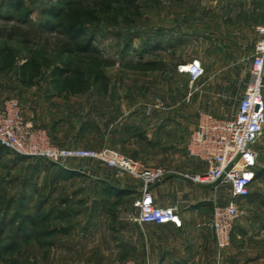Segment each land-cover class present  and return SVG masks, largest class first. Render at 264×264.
Returning a JSON list of instances; mask_svg holds the SVG:
<instances>
[{"label": "crops", "instance_id": "crops-1", "mask_svg": "<svg viewBox=\"0 0 264 264\" xmlns=\"http://www.w3.org/2000/svg\"><path fill=\"white\" fill-rule=\"evenodd\" d=\"M250 8L240 13L241 18L264 20V5ZM251 24L250 40L243 46L245 53L232 58L224 70L207 77L204 72L196 84H190L188 78L184 95L180 92L177 97L170 96L161 108L122 112L115 107L118 104L112 108L100 106L79 124L73 123L71 117L53 122L58 114L52 109L50 87L47 93L37 85L24 87L26 81L18 77L16 82L21 84L13 89L20 88L17 90L24 94L19 100L23 118L45 130L55 146L88 150L109 148L119 153L127 147L130 156H136L138 162H145L143 156L162 153V163L167 164L163 167L167 175L151 187V195L157 207L178 208L180 226L139 225L133 202L140 193L141 181L95 160H68L60 171L43 173L50 175L51 181L50 217L67 227L61 242L71 245L64 250L74 255L69 256L72 260L78 258L79 253L89 251L92 258L130 259L135 264H218L216 240L209 228L211 201L216 197L221 204H226L231 194L228 191L223 198V186L194 184L185 178L206 171L204 163L188 157L186 144L201 112L217 118L234 115L251 80L248 62L258 37L255 28L260 25ZM149 61L165 66L154 59L146 62ZM194 61L203 67L201 60ZM9 89L0 70V106L4 90ZM254 147L259 155L254 168L255 179L249 196L237 200L244 216L235 222L232 245L221 259L224 264L264 261V133Z\"/></svg>", "mask_w": 264, "mask_h": 264}, {"label": "rangeland", "instance_id": "rangeland-1", "mask_svg": "<svg viewBox=\"0 0 264 264\" xmlns=\"http://www.w3.org/2000/svg\"><path fill=\"white\" fill-rule=\"evenodd\" d=\"M16 1L0 0V26H20L36 41L25 48L18 39L8 43L0 40V70L4 84L10 86L4 90L2 103L13 98L20 106L24 94L17 90L20 88L13 89L21 84L16 82L20 77L26 81L24 87L37 85L45 93L50 87L52 109L58 114L53 122L71 117L76 124L100 106L118 104L115 107L122 112L165 106L170 96L184 95L188 84V77L177 73L178 65L201 60L205 77L224 70L232 58L245 53L251 22H264L241 18L240 14L263 6L264 0H138L133 13L119 14L114 9L83 25L93 34L99 57L115 62L113 67L95 68L60 54L53 39L69 22L63 11L57 16L45 14L51 8L64 10L68 1L90 0H24L21 8L9 6ZM151 59L163 62L165 70L142 73L124 67ZM129 151L125 147L120 154L138 161ZM163 157L162 153H152L139 162L164 167ZM54 170L47 162L18 157L0 148V264H135L130 259L92 258L89 251L70 258L74 255L64 249L71 245L61 242L67 227L50 217L48 207L51 181L50 175L43 173ZM228 191V187L221 190L223 198Z\"/></svg>", "mask_w": 264, "mask_h": 264}, {"label": "built area", "instance_id": "built-area-1", "mask_svg": "<svg viewBox=\"0 0 264 264\" xmlns=\"http://www.w3.org/2000/svg\"><path fill=\"white\" fill-rule=\"evenodd\" d=\"M255 32L258 37L248 62L251 80L234 115L217 118L201 112L186 144L188 157L204 163L206 171L185 178L200 185H211L221 178L216 187H228L231 194V200L226 204H221L216 197L211 201L209 228L216 240L218 263L230 247L235 222L241 215L237 200L250 194L259 157L254 146L264 133V22L256 26ZM177 68L178 73L188 76L190 84H196L204 76V69L198 61ZM0 146L16 156L62 168L66 167L68 160H95L109 169H117L142 183L133 202L139 225L181 224L176 206L157 207L153 202L151 187L167 175L165 168L147 167L109 148L88 150L55 146L45 131L23 118L19 103L13 98L4 100L0 107Z\"/></svg>", "mask_w": 264, "mask_h": 264}, {"label": "trees", "instance_id": "trees-1", "mask_svg": "<svg viewBox=\"0 0 264 264\" xmlns=\"http://www.w3.org/2000/svg\"><path fill=\"white\" fill-rule=\"evenodd\" d=\"M22 3H24V0L9 2V6L17 9L22 7ZM64 5L66 7L64 10L51 8L48 12H45L47 16H57L63 11V17L69 22L68 25L61 26L60 32L53 39L56 49L60 54L73 57L75 60L86 63L95 68L113 67L115 62L99 57L100 50L94 46V36L93 34L88 33L83 25L95 22L98 15H108L113 12L114 9H116L119 14H123L124 12L133 13L138 9V0L68 1L64 3ZM59 37H63V39ZM14 39H18L25 48L33 45L36 41L35 37L32 38L30 33L22 30L20 26H0V40L8 43ZM146 54H148V51ZM124 67L125 69L135 72L154 73L163 72L166 66L155 61H138L133 64H125ZM59 74L63 75L61 72ZM0 148L2 147L0 146ZM50 165H52L53 168H56L57 171L63 169L62 167L53 164Z\"/></svg>", "mask_w": 264, "mask_h": 264}, {"label": "water", "instance_id": "water-1", "mask_svg": "<svg viewBox=\"0 0 264 264\" xmlns=\"http://www.w3.org/2000/svg\"><path fill=\"white\" fill-rule=\"evenodd\" d=\"M221 181V178H219L217 181H215L213 184L210 185V187H216Z\"/></svg>", "mask_w": 264, "mask_h": 264}]
</instances>
